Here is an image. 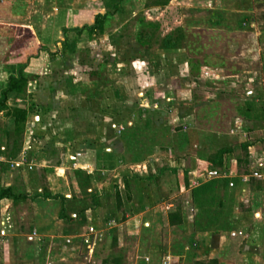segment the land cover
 I'll list each match as a JSON object with an SVG mask.
<instances>
[{
    "label": "crops",
    "instance_id": "1",
    "mask_svg": "<svg viewBox=\"0 0 264 264\" xmlns=\"http://www.w3.org/2000/svg\"><path fill=\"white\" fill-rule=\"evenodd\" d=\"M20 60L0 64V192H12L0 198V264H100L119 248L124 264H264V133L251 137L248 108L230 133L202 126L191 81L150 76L132 105L101 100L98 137H80L72 130L92 121L62 116L41 91L11 92L1 105ZM13 108L27 112L18 134ZM44 193L64 196L71 220Z\"/></svg>",
    "mask_w": 264,
    "mask_h": 264
},
{
    "label": "rangeland",
    "instance_id": "2",
    "mask_svg": "<svg viewBox=\"0 0 264 264\" xmlns=\"http://www.w3.org/2000/svg\"><path fill=\"white\" fill-rule=\"evenodd\" d=\"M105 11L103 0H0V64L26 63L41 42L49 47L24 68L23 90L41 91L44 103L75 122L92 121L72 130L80 137H98L101 100L124 97L132 105L151 89L150 76L173 75L191 81L202 126L219 123L230 133L248 108L251 137L264 133V0H122L100 28L71 30ZM178 30L181 50H162V39ZM140 31L148 32L142 42Z\"/></svg>",
    "mask_w": 264,
    "mask_h": 264
},
{
    "label": "trees",
    "instance_id": "3",
    "mask_svg": "<svg viewBox=\"0 0 264 264\" xmlns=\"http://www.w3.org/2000/svg\"><path fill=\"white\" fill-rule=\"evenodd\" d=\"M104 2V8H105V13H98L95 16V20L93 25H83L82 27H75L73 29H71L72 31H74L78 36L82 35L84 33V30H88L89 32H92L93 30H95V28H100L101 23L103 21V19H105V17L107 15H111L114 14L115 12L118 11L119 5L121 4L122 0H103ZM165 3V2H164ZM163 3V4H164ZM70 29L64 28V32L69 31ZM181 30V29H180ZM182 32L181 31H176L174 33H169L167 34L163 39L162 42L160 44V48L163 49H176V48H180V43L179 41H181L182 39ZM139 42H142L143 40L148 38V32L146 31H140L139 33ZM74 43H71V49L72 51L75 50L74 49ZM42 52H50V50L43 46V45H38L36 50H34V52L30 53L27 57V62L26 64H28V62L30 63L32 60V56H39ZM25 64L24 67H20L19 72H18V76H10L8 78L7 84L5 89L2 91V101H1V105H4L5 99L7 97V95L11 92H21L23 90L24 85L27 83V79L23 74V69L25 68ZM249 104V103H248ZM9 116H11V118L14 121V131L15 134H18L20 132V130L24 127V123H25V119H26V110L25 109H20V108H13L11 110H9V112L7 113ZM250 114H247L245 117H250ZM226 152V149H222L220 150L219 156ZM106 155V159H108V163L109 164V156L110 153H105ZM218 156V157H219ZM107 164H105V166L107 167ZM110 166V165H109ZM74 174L75 176L78 178L79 184L80 186L86 185L89 181V177L88 174L83 171V170H74ZM11 191L9 189L6 190H2L0 192V198L3 196L8 195L7 193H10ZM12 193V192H11ZM197 190L194 191V200L196 198V194ZM44 196L46 197H50V198H61L62 202H63V208L61 210L60 213V218L64 219V220H71L70 216L66 214V202L67 199L64 196H57V195H50L48 193H44ZM14 199H16L17 197L14 195L13 196ZM92 199H94V197L92 196ZM93 201V200H92ZM96 201H94L95 203ZM207 203H209V201H207ZM77 214L79 213H83L85 211V209L83 208H79L78 210H75ZM118 246L117 243V238L115 236H113L112 238V249L116 248ZM125 263V253H124V249L123 248H119L116 250H112L110 251L107 256L105 258H103L101 260L100 264H124ZM194 264H219V261L217 259H212L209 260L207 262L205 261H196Z\"/></svg>",
    "mask_w": 264,
    "mask_h": 264
},
{
    "label": "built area",
    "instance_id": "4",
    "mask_svg": "<svg viewBox=\"0 0 264 264\" xmlns=\"http://www.w3.org/2000/svg\"><path fill=\"white\" fill-rule=\"evenodd\" d=\"M230 185H233V183H230ZM85 242H86V243H90V242H91V239H90V238H86V239H85Z\"/></svg>",
    "mask_w": 264,
    "mask_h": 264
}]
</instances>
